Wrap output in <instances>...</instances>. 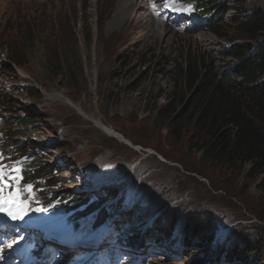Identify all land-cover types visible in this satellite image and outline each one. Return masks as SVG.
Here are the masks:
<instances>
[{
    "label": "rangeland",
    "instance_id": "rangeland-1",
    "mask_svg": "<svg viewBox=\"0 0 264 264\" xmlns=\"http://www.w3.org/2000/svg\"><path fill=\"white\" fill-rule=\"evenodd\" d=\"M145 1L157 27L149 25L142 0H0V164L20 169L19 185L32 186L21 198L43 209L45 217L35 215L43 219L35 222L45 226L44 233L57 236V242L83 239L91 225L94 230L111 225L107 236L117 243L111 249L120 248L108 256L123 257L105 258L104 263L212 264L217 258L227 263L225 255L248 240L264 242V234L252 232L254 226L264 227L258 182L246 171L204 162L190 149L191 133L172 136L171 127L158 119V110L171 102L174 71L189 56L208 58L226 73L233 61L221 53L233 41L246 39L231 31L233 40L224 41L210 32L211 16L195 3L175 0L166 8L164 0ZM208 1L209 13L229 4L240 12H264V0ZM224 14L229 22L231 15ZM16 52L24 53L28 64L11 70ZM51 52L67 59L71 79L48 75L44 64ZM34 87L38 98L31 96ZM53 94L72 105L46 98ZM75 108L126 143L108 138ZM176 108L180 113L182 107ZM28 118L29 124L35 121L33 126H21L19 119ZM8 125L16 130L10 141L21 147L19 154L14 147L9 152L3 140ZM38 166L43 168L39 173ZM55 170L61 178L51 177ZM48 180L51 184L45 185ZM9 226L12 233L1 230L7 243L0 247V260L9 252L12 256L18 245L41 252L42 237L30 239L33 228L13 222ZM187 226L211 230L208 252L200 248L203 239L195 240L196 233ZM140 231L141 239L129 243ZM109 240L101 237V246L87 251V258L56 247L53 257L58 260L51 261L104 264ZM193 240L198 243L194 247ZM259 250L253 263L243 252L237 262L264 264V250Z\"/></svg>",
    "mask_w": 264,
    "mask_h": 264
},
{
    "label": "trees",
    "instance_id": "trees-1",
    "mask_svg": "<svg viewBox=\"0 0 264 264\" xmlns=\"http://www.w3.org/2000/svg\"><path fill=\"white\" fill-rule=\"evenodd\" d=\"M182 1H198L202 9H206L209 3L208 0ZM237 7L230 4L219 5L214 8L216 14L214 11L208 12L211 16L208 22L210 32L224 41L233 40V32L246 39V42L241 43L233 41L221 53L225 59L233 61L228 71L219 72L214 62L208 58L202 61L189 56L184 65L174 71L176 84L171 102L158 110V119L171 127L172 136L175 138L182 132L191 133L190 149L200 155L204 162L233 172L246 171L250 178L257 180V188L264 205V12L255 11L249 14L247 11L240 12ZM224 12L231 15L229 22H226ZM23 44L25 47L27 42L24 40ZM9 64L12 70V67L22 68L28 63L24 53L16 52L10 58ZM44 67L52 79H62L65 76L68 80L72 78V70L62 55L58 58L52 52L48 53ZM30 92L34 98L40 95L37 87ZM178 104L182 109L177 114ZM11 110L15 112L13 108ZM19 121L25 128L28 125L33 126L35 122L27 123L29 118ZM12 128L8 125V130L3 132V138L10 145H15L16 151H22L21 147L10 141L12 133L16 132ZM41 168L38 166L36 172H41ZM51 173L52 178H61L60 175ZM27 175L31 176V172L28 171ZM51 182L48 180L45 185ZM260 218L264 222V217ZM185 228L196 233L195 240L203 239L200 248L205 253L208 252L206 245L211 230L191 226ZM252 232L264 234V227L254 226ZM196 244L198 243L193 240L191 246ZM257 247H260L259 252L264 250V242L253 243L250 239L240 249H234L225 255L227 263H223L220 258L218 262L217 258L212 264H241L237 259L242 252L245 259L253 263ZM191 256L195 257L196 254L191 253Z\"/></svg>",
    "mask_w": 264,
    "mask_h": 264
},
{
    "label": "bare ground",
    "instance_id": "bare-ground-1",
    "mask_svg": "<svg viewBox=\"0 0 264 264\" xmlns=\"http://www.w3.org/2000/svg\"><path fill=\"white\" fill-rule=\"evenodd\" d=\"M5 1L12 2V0H5ZM135 1H137V0H135ZM142 1H143V3L144 2L146 3V5L148 7V10H149V15L146 18L150 22L149 25L151 27H154V26L157 27L158 23H156L153 20L154 19L153 18L154 17L153 16V12L150 10L148 3L145 0H142ZM142 6H144V5H142ZM0 12H1V8H0ZM159 14H160V12L158 11V15ZM46 98L48 100H51V101H60L61 100L64 103L72 105L71 102H69L67 100V98H65L61 94L47 95ZM75 109L79 110L78 113L81 116H83L85 120L93 122L95 127L100 129L101 131H103L104 134L108 138L116 140V141H118L120 143H126V142H124V139L122 138V136L119 135L118 133H116L114 130L109 129L107 127H104L101 123H99L98 121H96L95 119L90 117L89 115L85 114L80 109H78V108H75ZM19 186L21 187V189H25L24 187H22V185H19ZM24 194H25V190L22 191V195H24ZM28 206H29V209L33 208L34 210H33L32 214L30 216L24 218L23 221L13 220L9 216H7V214L0 213V232H1V230H6V231H8V233L9 232L12 233V229H14V228L11 229V227L9 226V224H11V222H13L15 226H17V225L20 226V224H21V225H25L26 227H31V228L34 229V234L31 235L30 239L33 240L34 236L42 237L41 241L43 242V248H42L41 252H38V254H44L45 249L49 248L51 250L50 255L52 257L57 255L56 254L57 253L56 252V247L62 248V249H67L69 251V255H75L76 257L81 258L83 255L86 254L87 251L98 250L96 248H99L101 246L102 243L100 242V238L105 236V232H106V230L108 228H105V227L100 228L93 235H92V233L90 231L88 234H86L84 236H81L83 239H80L78 241L72 240V241H67L65 243H59L56 240L57 237H55V236H53L51 234L41 233L42 232L41 230L43 229V226H39V225L35 226L33 221H41V220H43V219H39V218L35 217V215H38V214L44 216V214H42L40 211L37 210V209H40V208L39 207H34L30 203L28 204ZM142 235H143L142 233H138L134 237V239L131 240L130 242L139 240L142 237ZM109 241L111 242V246L110 247L107 246L106 248H104V251H106L107 249H111L113 245H116L112 240H109ZM121 257H122L121 255L118 256V259L121 258ZM76 264H78V262H76ZM104 264H111V263H104Z\"/></svg>",
    "mask_w": 264,
    "mask_h": 264
},
{
    "label": "snow or ice",
    "instance_id": "snow-or-ice-1",
    "mask_svg": "<svg viewBox=\"0 0 264 264\" xmlns=\"http://www.w3.org/2000/svg\"><path fill=\"white\" fill-rule=\"evenodd\" d=\"M175 0H164L166 8L173 7ZM9 171L14 175H9ZM20 169L18 167L9 169L8 166L0 164V213H5L13 220H23L28 214L29 206L27 198L22 199V191L31 192L32 186L28 185L26 189H21L19 181ZM42 211L43 209H37Z\"/></svg>",
    "mask_w": 264,
    "mask_h": 264
}]
</instances>
